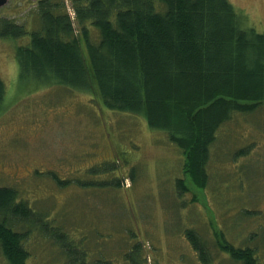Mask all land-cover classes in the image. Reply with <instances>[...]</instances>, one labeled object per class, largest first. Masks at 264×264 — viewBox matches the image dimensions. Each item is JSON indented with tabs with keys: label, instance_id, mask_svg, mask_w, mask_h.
Masks as SVG:
<instances>
[{
	"label": "rangeland",
	"instance_id": "rangeland-1",
	"mask_svg": "<svg viewBox=\"0 0 264 264\" xmlns=\"http://www.w3.org/2000/svg\"><path fill=\"white\" fill-rule=\"evenodd\" d=\"M15 1L0 10V28L3 19L35 28L27 16L37 0H22L18 11ZM230 2L249 25L264 31V0ZM28 42L29 37L0 36L6 85L0 187L15 189L17 203H26L72 242L64 252L55 237L32 227L26 263L132 264L126 243L132 233L123 231L129 228L141 239L144 264H202L184 235L187 223L209 242L214 264H235L214 247L211 222L217 219L235 245L264 229V105L234 112L221 125L206 166L209 185L201 189L183 172L185 154L151 128L145 114L106 109L99 98L60 86L20 87L16 52ZM112 165L114 170L104 169ZM132 167L134 182L128 179ZM116 175L118 191L112 185ZM178 180L187 190L175 202ZM257 234L250 242L259 245L264 264V236ZM0 264H8L1 254Z\"/></svg>",
	"mask_w": 264,
	"mask_h": 264
},
{
	"label": "trees",
	"instance_id": "trees-1",
	"mask_svg": "<svg viewBox=\"0 0 264 264\" xmlns=\"http://www.w3.org/2000/svg\"><path fill=\"white\" fill-rule=\"evenodd\" d=\"M27 17L37 23L30 31L9 19L0 28V36L29 37L16 52L20 87L60 86L89 93L106 109L145 114L185 154L183 172L201 189L209 185L206 166L218 129L234 112L264 105V31L249 25L230 0H39ZM5 96L0 76V112ZM128 179L135 180L133 167ZM113 180L120 190L118 176ZM177 184L175 202L187 190ZM16 197L15 189L0 187V254L8 264H27L32 227L55 237L65 252L68 235ZM211 223L220 253L235 264H262L259 245L250 240L264 229L235 245L217 219ZM190 226L184 235L201 263L214 264L209 242ZM127 230L129 262L146 263L141 239Z\"/></svg>",
	"mask_w": 264,
	"mask_h": 264
},
{
	"label": "flooded vegetation",
	"instance_id": "flooded-vegetation-1",
	"mask_svg": "<svg viewBox=\"0 0 264 264\" xmlns=\"http://www.w3.org/2000/svg\"><path fill=\"white\" fill-rule=\"evenodd\" d=\"M10 1H12V0H10ZM38 1H39V0H37V2H38ZM52 1H57V0H52ZM8 2H9V0H8ZM8 2H7V3H8ZM19 3H26V2H25V1H22V0L15 1V4H12V5H13L12 7H13V10H14V11H18L17 6H19V5H18ZM257 248H258V247H257Z\"/></svg>",
	"mask_w": 264,
	"mask_h": 264
},
{
	"label": "water",
	"instance_id": "water-1",
	"mask_svg": "<svg viewBox=\"0 0 264 264\" xmlns=\"http://www.w3.org/2000/svg\"><path fill=\"white\" fill-rule=\"evenodd\" d=\"M7 3V0H0V8Z\"/></svg>",
	"mask_w": 264,
	"mask_h": 264
}]
</instances>
